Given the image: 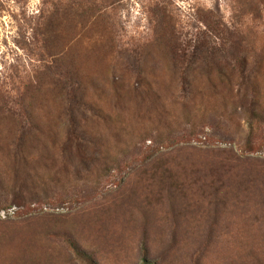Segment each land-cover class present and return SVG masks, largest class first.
Wrapping results in <instances>:
<instances>
[{"label": "rangeland", "instance_id": "1", "mask_svg": "<svg viewBox=\"0 0 264 264\" xmlns=\"http://www.w3.org/2000/svg\"><path fill=\"white\" fill-rule=\"evenodd\" d=\"M0 264H264V0H0Z\"/></svg>", "mask_w": 264, "mask_h": 264}, {"label": "trees", "instance_id": "2", "mask_svg": "<svg viewBox=\"0 0 264 264\" xmlns=\"http://www.w3.org/2000/svg\"><path fill=\"white\" fill-rule=\"evenodd\" d=\"M76 249H77V248H76ZM76 249H75V250H76ZM77 252H78V251H77Z\"/></svg>", "mask_w": 264, "mask_h": 264}]
</instances>
